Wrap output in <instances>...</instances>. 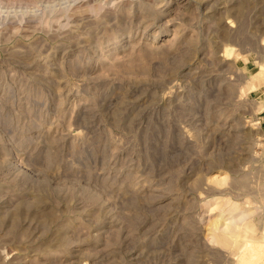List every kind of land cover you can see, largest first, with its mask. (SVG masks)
I'll return each instance as SVG.
<instances>
[{
	"label": "rangeland",
	"instance_id": "rangeland-1",
	"mask_svg": "<svg viewBox=\"0 0 264 264\" xmlns=\"http://www.w3.org/2000/svg\"><path fill=\"white\" fill-rule=\"evenodd\" d=\"M8 4L0 264H264V0Z\"/></svg>",
	"mask_w": 264,
	"mask_h": 264
},
{
	"label": "bare ground",
	"instance_id": "bare-ground-1",
	"mask_svg": "<svg viewBox=\"0 0 264 264\" xmlns=\"http://www.w3.org/2000/svg\"><path fill=\"white\" fill-rule=\"evenodd\" d=\"M9 1H11V0H0V3L1 4H8L9 3ZM25 1V0H24ZM87 3V2H86ZM9 5V4H8ZM96 5V4H95ZM94 5V6H95ZM96 7H99V5L98 6H96ZM98 13V12H97ZM231 203V202H230ZM236 209V207L234 206V207H232V210H235ZM257 209V208H256ZM253 211V210H252ZM247 212H248V210H247ZM245 213V212H244ZM222 216V215H221ZM221 216H220V218H221ZM245 216H243L241 219H243ZM231 219V218H230ZM240 219V220H241ZM218 220H219V218H218ZM218 220H215L214 222H213V227H215L214 229L215 230H217V227H218V225H219V222H218ZM229 220V219H228ZM224 221V220H223ZM237 222H239V221H237ZM224 223H225V221H224ZM227 228H225L224 227V229H226L225 230V232H215L214 231V236H216V238L218 239V242H220L221 244H223V245H226V246H231V245H235V244H237V243H239V241L241 240V237H242V233H241V229H240V226H239V224H237V225H225ZM219 228V227H218ZM221 228V227H220ZM219 228V229H220ZM213 229V230H214ZM243 229V228H242ZM245 229V228H244ZM221 230V229H220ZM253 243V242H252ZM248 246H250V248L251 249H253L252 250V256H256V255H258V252H259V248H257L256 246H253V245H251L250 243H248ZM235 247V246H234ZM234 247H232V248H234Z\"/></svg>",
	"mask_w": 264,
	"mask_h": 264
},
{
	"label": "clouds",
	"instance_id": "clouds-1",
	"mask_svg": "<svg viewBox=\"0 0 264 264\" xmlns=\"http://www.w3.org/2000/svg\"><path fill=\"white\" fill-rule=\"evenodd\" d=\"M0 15H3L4 17H15L16 16V10H11L8 8L3 9L2 11H0Z\"/></svg>",
	"mask_w": 264,
	"mask_h": 264
}]
</instances>
